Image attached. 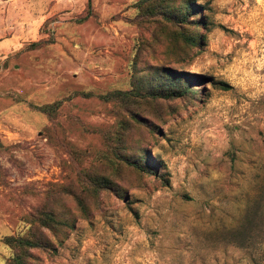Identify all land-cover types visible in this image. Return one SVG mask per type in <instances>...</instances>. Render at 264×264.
Masks as SVG:
<instances>
[{"label":"rangeland","instance_id":"obj_1","mask_svg":"<svg viewBox=\"0 0 264 264\" xmlns=\"http://www.w3.org/2000/svg\"><path fill=\"white\" fill-rule=\"evenodd\" d=\"M188 74L195 92L160 96ZM14 256L264 264V0H0V264Z\"/></svg>","mask_w":264,"mask_h":264},{"label":"trees","instance_id":"obj_2","mask_svg":"<svg viewBox=\"0 0 264 264\" xmlns=\"http://www.w3.org/2000/svg\"><path fill=\"white\" fill-rule=\"evenodd\" d=\"M90 15V12H87L86 15L82 16L81 19H79L80 21L86 19L88 16ZM175 21L179 22V23H183L186 22L187 19H175ZM194 24L195 25H201L202 27L205 28V30H209V23L207 21V18L204 17L202 21H197V19H194ZM179 35L181 36V38L188 44L191 46H198L202 43L203 39L205 38L204 35L202 34H198L196 31H193L192 33H185V31L180 30L179 31ZM42 44V41H38V42H34L32 43V47H37L40 46ZM170 71V73H167L169 76H174L173 78H177V80H183L181 76V74H178L177 76H175V72ZM189 75V80L186 84H181V86L178 88H174L172 90H169L168 92H163L160 93V96L165 97V98H173L176 96H181L183 94H188L189 92H195V88L194 86L196 85L194 82L198 81V78H200L199 75ZM191 78V79H190ZM220 86H222L223 88L227 89L229 88V85L227 83L224 82H220L219 83ZM178 88V89H177ZM138 96L141 95V92H139L138 90H113V91H109L108 93L104 94V95H99V97H101L102 99L109 101V100H117V101H122L123 98H127L128 96ZM55 103H51V104H45V105H41V106H37L36 108L44 113L50 114L51 109L53 110V108L55 107ZM133 120L139 124H144L145 126L148 127V125L145 123V120L143 118H140L138 116H134L132 117ZM114 155L118 158L119 161L125 162L127 164H129L130 166H132L135 169H138L140 171H145L148 174H155V167L153 165H149L148 164V155L147 154H143V159L142 162H137V161H131L128 159H125L124 157L120 156L117 152H114ZM160 175V174H159ZM99 181V179H91L90 177H87L86 174H84V182L89 186V188L93 189L94 191L97 190V188L99 187V183H97ZM121 195V194H120ZM73 196L75 197V199L81 203V200L79 199V197L77 196L76 192H73ZM42 215V224L50 226L51 223L49 222H53L55 224H59L60 222L56 221L57 217L53 216L51 213H47V212H43ZM10 244L15 248H19L22 246H35L37 243V241H33L31 239H27L24 237H16L13 239L9 240ZM14 260L17 264H23V262L21 261V259L17 256H14Z\"/></svg>","mask_w":264,"mask_h":264}]
</instances>
